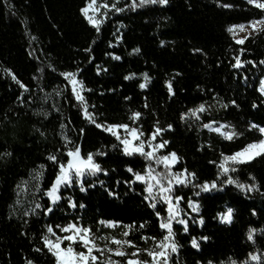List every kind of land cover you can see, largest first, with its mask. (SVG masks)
<instances>
[{
  "label": "trees",
  "instance_id": "1",
  "mask_svg": "<svg viewBox=\"0 0 264 264\" xmlns=\"http://www.w3.org/2000/svg\"><path fill=\"white\" fill-rule=\"evenodd\" d=\"M87 2L0 0V264H55L42 241L48 225L55 229L57 224L78 222L96 237L127 239L149 250L166 234L144 198V186L125 183L131 177L126 169L131 166L143 173L146 161L124 156L112 147L118 144L114 137L85 119L83 105L62 73H76L83 83L87 109L96 122L129 124L144 138L163 128L156 141L167 140L164 153L179 157L175 170L195 173L193 183L216 181L223 188L199 196L192 184L178 189L176 194L185 198L182 203L195 201L199 212L187 233L174 227L178 251L170 264H242L250 254L264 255V156L230 173L258 191L243 192L223 184L225 176L217 179L224 156L264 139L258 129L250 128L253 123L264 127V97L259 92L264 79L260 63L264 24L243 44L235 43L228 31L264 20V10L248 0H168L163 6L146 4L133 10L132 0H122L118 8L124 10L112 13L97 32L82 15ZM236 57L253 63L234 68ZM143 76L148 80L144 90L139 87ZM202 104L205 111L197 120L190 110ZM135 112L141 115L133 122ZM210 123L239 135L227 140L203 127ZM67 140L72 141L68 147L78 145L85 157L101 149L106 152L95 159L108 174L86 177L85 192L78 185L62 188L63 199L45 215L49 201L42 193L58 171L48 156L66 160ZM109 191L117 195L110 196ZM69 198L85 207L70 208ZM37 203L42 207L37 209ZM228 208L233 209L231 223H222L218 214ZM250 229L255 230L254 241L247 238ZM124 231L129 232L127 237L122 236ZM193 237L199 249L191 246ZM96 243L103 248L106 241ZM124 248L129 254L135 251ZM139 258L151 260L143 252Z\"/></svg>",
  "mask_w": 264,
  "mask_h": 264
},
{
  "label": "snow or ice",
  "instance_id": "2",
  "mask_svg": "<svg viewBox=\"0 0 264 264\" xmlns=\"http://www.w3.org/2000/svg\"><path fill=\"white\" fill-rule=\"evenodd\" d=\"M168 0H139V4L136 3V0H132L131 7L133 10L136 7H142L146 4H159L166 5ZM249 4H252L254 7L260 10H264V0H248ZM108 8L109 5L103 4L98 5L97 0H89V3L86 7L81 9L82 14L86 18L87 22L96 28V31L99 32L100 21L96 19L95 13L100 11V8ZM115 7V4L112 5ZM224 7H230V5H224ZM93 13L92 15L89 12ZM124 9L116 8V11H123ZM258 24H264V20L252 22V29L255 31ZM239 28L240 30L245 29V25L241 24L238 26H232L228 29L229 32H233L234 28ZM248 37L245 36L241 39L236 40L237 44H243L244 40ZM90 51V49L86 50ZM134 51L139 52V49H134ZM243 51V49H241ZM114 59H120V57H114ZM252 64V61H242L239 57L235 58V63L232 65L234 68L240 69L244 67L245 64ZM264 64V61L260 62ZM255 66V65H253ZM62 75L67 79L71 85L72 95L75 99L83 105V112L85 119L89 120L90 123L94 124L97 129L108 133L118 141V144H113L114 149L119 148L124 156L127 157H143L145 161L150 163L145 168L144 172H137L133 167H128L126 171L131 174V177L125 181L126 184L132 185L136 182H139L144 185L143 191L147 193L144 197L149 201V207H151L156 217L159 220V227L162 230L163 234L162 239L155 243V247L151 250L141 249L137 245L127 239H117L116 237H106L100 236L96 237L90 227H85L78 222H70L65 225H55V229H58L57 232L52 225L46 227L47 234L42 237L43 246L47 249L48 253L55 258V264H168L171 254L178 251V245L175 240L176 233L174 231L173 225L179 224L183 226V231L188 232V223L189 219L185 218L188 216L187 213L180 207L182 201H184V196L176 194L180 187H186L189 184H192L194 188H198L199 191L195 192L194 195L199 196L201 193H210L213 190L222 191L223 188L218 186L216 181L204 182L203 184L193 183L195 180V173L188 172L187 169H184L181 172L172 171L173 166L179 160V157L175 152L169 153L167 155L161 154L157 155V152L164 149L169 143L167 140H161L158 143H155L157 136L164 131L163 128H155V131L151 134L148 139H142L144 133L138 128L131 127L129 124H103L96 122L93 114L90 113L87 109L84 96L81 94L84 91L83 83L76 78V73H62ZM131 77L126 76L125 79H130ZM12 79L16 81L21 88H25V85L20 83L19 80L12 75ZM147 79V77H145ZM146 85L140 84L139 87L143 89ZM25 90H27L25 88ZM90 91V90H89ZM171 86H169V92H171ZM259 92L261 95H264V80L260 81ZM235 104V101L232 102ZM222 107H227V105H222ZM255 107V105H254ZM205 111L204 105H200L199 108L190 110L192 116L196 117L197 120L200 117L197 115L198 112L202 113ZM139 112L132 114L130 119L135 122L140 117ZM183 118V117H182ZM63 127V126H62ZM203 127L210 128L209 124H204ZM225 125H221L213 131L223 135L225 139L232 140L235 136L239 135L236 132H222L221 130L225 128ZM171 128V125L168 126ZM251 129H258L259 133L264 136V127H261L255 123L251 124ZM121 130L123 134H121ZM67 139V138H66ZM72 144L71 140H67V143L64 145L65 151L63 155L67 157L66 160L58 158L57 155H49L48 160H50L54 166L58 168L55 179L51 182L50 186L43 191L42 195L48 198L49 206L44 208V214L47 215L53 212L55 206L63 199L61 189L70 188L78 185L81 192L87 191L85 187L86 180L88 176L96 177L98 173H103L107 175V171L104 170L99 163L96 162L97 156H106L107 153L102 149L98 150L95 153H88L87 156H82L81 148L77 145L75 147H68ZM146 148L148 150H146ZM10 155V153H8ZM264 156V139H260L257 142H253L244 146L241 150L224 156L223 161L219 164L220 172L218 173L217 179L219 180L220 176H225L226 179L222 182L227 185H235L243 192L258 191V187L254 184L245 185L240 183L238 180L234 179L230 173L237 171V166L251 162L257 157ZM152 163L156 165H163V172L157 173L156 169L152 167ZM134 178V179H133ZM254 180L255 178L252 177ZM103 185V181H100ZM119 183V181L117 182ZM90 187H95V184H89ZM110 196H116L117 193L109 191ZM159 205H166L165 207H158ZM188 208L191 209L193 213L199 212V204L195 201L189 199L187 200ZM68 206L70 208H84V204L77 205V202L68 199ZM37 209L41 208L42 205L37 203L35 206ZM167 213L163 215L162 213ZM233 209L228 208L225 213H220L219 218L222 223H231ZM255 215V212H253ZM201 225L204 223L203 219L198 221ZM101 225H106L108 227H116L117 222H105L100 221ZM131 227V226H125ZM140 228L145 227L144 224L139 225ZM254 229L249 230L248 240L254 241L253 233ZM129 235L128 231L122 233L123 237ZM55 237V239H51ZM145 241L148 239L156 240L155 237H141ZM106 241L104 247L101 248L96 240ZM203 240H207V237H201ZM193 248L199 249L200 245L195 237L190 241ZM111 244L116 245L115 248L110 247ZM77 245L79 249L77 250ZM127 245L129 248H134L135 251L130 254L125 251L124 246ZM35 251L40 252L41 249L37 248ZM146 253L148 257H151V260H141L140 254ZM99 253V255H97ZM105 253L110 254L109 256L101 259L105 256ZM111 256L117 257H126L123 261H114L111 259ZM250 259L256 261L257 264H261V258L257 255H251ZM28 264H33L32 261H28ZM209 264H212L209 261ZM233 264H236L233 261ZM243 264H247V261H244Z\"/></svg>",
  "mask_w": 264,
  "mask_h": 264
},
{
  "label": "rangeland",
  "instance_id": "3",
  "mask_svg": "<svg viewBox=\"0 0 264 264\" xmlns=\"http://www.w3.org/2000/svg\"><path fill=\"white\" fill-rule=\"evenodd\" d=\"M121 2H122V0H97V3H98V5H103V4H107V5H109V7L108 8H103V7H101L100 8V11L99 12H97V13H95V17H96V19H98L99 21H100V25H99V27L106 21V19L112 14V13H115V12H117L116 11V8H118L119 7V5L121 4ZM88 3H89V0H88V2H87V4L85 5V7L88 5ZM113 4H115V7H112V5ZM137 4H139V1L137 2ZM89 14L90 15H92L93 13L91 12V10H90V12H89ZM83 15V14H82ZM84 16V15H83ZM85 18V17H84ZM86 19V18H85ZM87 21V20H86ZM90 25V24H89ZM91 27H93L92 25H90ZM260 26H261V24H258L257 26H256V29H255V31L252 29V23L251 24H248V25H245V29L242 31V30H240L238 27L237 28H234V31L233 32H229L230 33V35H231V37L233 38V40H234V42L236 43V40H238V39H241V38H243V37H245V36H247V37H249V36H252V35H254L258 30H259V28H260ZM94 28V27H93ZM96 29V28H95ZM245 41V40H244ZM264 80V79H263ZM141 81H142V83L143 84H145V85H147V82H148V80L147 79H145V77L143 76V77H141ZM66 82L69 84V86L71 87V85H70V83H69V81L66 79ZM146 87V86H145ZM145 87L142 89V90H144L145 89ZM260 87V86H259ZM83 92L84 91H82V95H83ZM263 97H264V95H262ZM199 113V112H198ZM197 113V114H198ZM192 116V115H191ZM210 125V128H205L206 130H208V131H210V132H214V133H216V134H218V135H220L221 137H223V138H225L223 135H221V134H219V133H217V132H215V131H213L212 129H215V128H217V127H220L221 125H218V124H215V123H210L209 124ZM222 132H229L226 128H223L222 130H221ZM121 134H123V132H122V130H121ZM142 139H148V138H144V137H142ZM155 143H158L157 141H154ZM146 150H148L147 148H146ZM161 154H164V155H167V154H165L164 153V149H162V150H160L159 152H157V155H161ZM140 157V156H139ZM141 158H143V157H141ZM146 163H147V165L150 163L149 161H146ZM177 163H178V161H177ZM177 163L173 166V168H172V171H174V172H178V171H176L175 170V168H176V166H177ZM152 167L153 168H155L156 169V172L157 173H160V172H163V165H156L155 163H152ZM139 183V182H138ZM141 184V183H140ZM143 185V184H142ZM144 186V185H143ZM191 186V184H189L188 186H186V187H180L179 189H187V188H189ZM146 195H147V193H146ZM162 207H165L166 208V205H161ZM180 207L184 210V212L185 213H187L188 214V216L187 217H185V218H188L189 219V223H188V225L189 224H193V221H194V219L197 217V215H198V213H193L192 211H191V209L190 208H188V205H187V203L186 204H183L182 202H181V204H180ZM166 215H167V213H166ZM174 227H181V228H183V226L182 225H179V224H174L173 225V228ZM55 238H53V240H54ZM77 247V250H80L79 249V245H77L76 246ZM176 253H173V254H171V256H170V258H169V261H168V264H170V260H171V258L172 257H174V255H175ZM251 255H257V256H259L260 258H261V264H264V255L263 254H260V253H254V254H251ZM247 264H257V262L256 261H253V260H251L250 259V256L247 258ZM227 264H233V262H230V263H227ZM243 264V263H242Z\"/></svg>",
  "mask_w": 264,
  "mask_h": 264
},
{
  "label": "water",
  "instance_id": "4",
  "mask_svg": "<svg viewBox=\"0 0 264 264\" xmlns=\"http://www.w3.org/2000/svg\"><path fill=\"white\" fill-rule=\"evenodd\" d=\"M254 160V159H253Z\"/></svg>",
  "mask_w": 264,
  "mask_h": 264
}]
</instances>
